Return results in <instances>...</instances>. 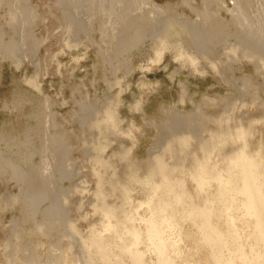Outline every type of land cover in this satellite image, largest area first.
Masks as SVG:
<instances>
[{"label": "rangeland", "instance_id": "374dc122", "mask_svg": "<svg viewBox=\"0 0 264 264\" xmlns=\"http://www.w3.org/2000/svg\"><path fill=\"white\" fill-rule=\"evenodd\" d=\"M263 242L264 0H0V264Z\"/></svg>", "mask_w": 264, "mask_h": 264}, {"label": "bare ground", "instance_id": "6f19581e", "mask_svg": "<svg viewBox=\"0 0 264 264\" xmlns=\"http://www.w3.org/2000/svg\"><path fill=\"white\" fill-rule=\"evenodd\" d=\"M255 198V197H254ZM252 206L259 209V203H258V200L255 198V200L252 202ZM260 213V212H259ZM260 215V214H259ZM186 219H189V220H192L193 219V216L191 214H184L183 215ZM263 232V231H262ZM216 239V238H215ZM217 240V239H216ZM264 244V242H263ZM213 251V250H212ZM141 258H139V261H140Z\"/></svg>", "mask_w": 264, "mask_h": 264}]
</instances>
